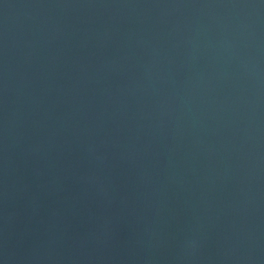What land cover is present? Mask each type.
I'll return each instance as SVG.
<instances>
[{"label": "water", "instance_id": "1", "mask_svg": "<svg viewBox=\"0 0 264 264\" xmlns=\"http://www.w3.org/2000/svg\"><path fill=\"white\" fill-rule=\"evenodd\" d=\"M0 264H264V0H0Z\"/></svg>", "mask_w": 264, "mask_h": 264}]
</instances>
